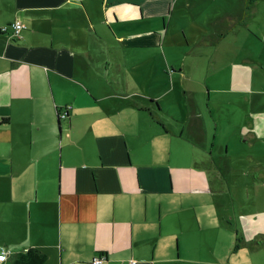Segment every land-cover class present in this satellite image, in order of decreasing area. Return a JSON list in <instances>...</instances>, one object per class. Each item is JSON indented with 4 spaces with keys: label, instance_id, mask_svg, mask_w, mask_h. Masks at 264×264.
Wrapping results in <instances>:
<instances>
[{
    "label": "crops",
    "instance_id": "crops-1",
    "mask_svg": "<svg viewBox=\"0 0 264 264\" xmlns=\"http://www.w3.org/2000/svg\"><path fill=\"white\" fill-rule=\"evenodd\" d=\"M15 20L19 34L0 31V264L28 249L41 264H178L185 200L223 172L214 113L243 75L233 97L208 81L227 59L264 62V0H0V28ZM242 30L250 55L234 63L221 41ZM247 119L254 142L264 119Z\"/></svg>",
    "mask_w": 264,
    "mask_h": 264
},
{
    "label": "rangeland",
    "instance_id": "rangeland-1",
    "mask_svg": "<svg viewBox=\"0 0 264 264\" xmlns=\"http://www.w3.org/2000/svg\"><path fill=\"white\" fill-rule=\"evenodd\" d=\"M198 20L202 21V18L199 16ZM186 22L193 25L192 20ZM183 29L190 33L192 28ZM240 35L241 31L238 35L228 33L221 41L220 48L224 46L226 53L228 49L234 51L236 48L232 54L234 63L250 55V50L244 46L237 51L235 42L246 43L250 38V34L243 30L241 39ZM242 63L233 65L227 59L222 66L224 79L214 76L208 81L210 88L220 87L233 97L235 91H232L230 77L240 68L243 75L240 96H234L233 103L227 98L222 105L224 112L219 114L216 109L214 113L219 124L215 150L226 156L215 160L216 163L211 162V167L223 171L224 175L220 172L211 178L213 190L194 192L190 199L185 200L189 207L192 206L186 216L192 217L188 232L194 241L178 264H264V133L254 142L249 138L242 139L249 125L247 113L254 112L264 119V62L256 65L242 60ZM208 67L212 72L213 66ZM163 142L165 146L168 140ZM171 144L175 146L178 143L172 141ZM180 144L178 147L182 151L194 147ZM202 184L205 185L204 182Z\"/></svg>",
    "mask_w": 264,
    "mask_h": 264
},
{
    "label": "built area",
    "instance_id": "built-area-1",
    "mask_svg": "<svg viewBox=\"0 0 264 264\" xmlns=\"http://www.w3.org/2000/svg\"><path fill=\"white\" fill-rule=\"evenodd\" d=\"M24 28V24L20 20H15L10 24L4 25L0 28V31H9L10 34L17 35ZM61 117H65V113H60ZM8 253V249L2 247L0 250V260H5ZM103 261L102 256H96L92 259V264H100Z\"/></svg>",
    "mask_w": 264,
    "mask_h": 264
},
{
    "label": "trees",
    "instance_id": "trees-1",
    "mask_svg": "<svg viewBox=\"0 0 264 264\" xmlns=\"http://www.w3.org/2000/svg\"><path fill=\"white\" fill-rule=\"evenodd\" d=\"M44 260L45 255L43 253L38 250L28 249L18 254L14 264H41Z\"/></svg>",
    "mask_w": 264,
    "mask_h": 264
}]
</instances>
